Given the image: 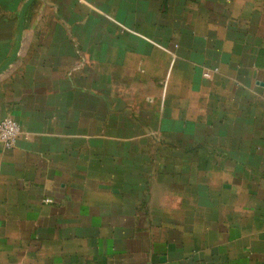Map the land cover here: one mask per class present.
Returning <instances> with one entry per match:
<instances>
[{
	"label": "crops",
	"instance_id": "1",
	"mask_svg": "<svg viewBox=\"0 0 264 264\" xmlns=\"http://www.w3.org/2000/svg\"><path fill=\"white\" fill-rule=\"evenodd\" d=\"M22 36L0 264H264V0H34Z\"/></svg>",
	"mask_w": 264,
	"mask_h": 264
},
{
	"label": "built area",
	"instance_id": "2",
	"mask_svg": "<svg viewBox=\"0 0 264 264\" xmlns=\"http://www.w3.org/2000/svg\"><path fill=\"white\" fill-rule=\"evenodd\" d=\"M22 134L21 126L11 118L0 120V143L4 149H12Z\"/></svg>",
	"mask_w": 264,
	"mask_h": 264
},
{
	"label": "water",
	"instance_id": "3",
	"mask_svg": "<svg viewBox=\"0 0 264 264\" xmlns=\"http://www.w3.org/2000/svg\"><path fill=\"white\" fill-rule=\"evenodd\" d=\"M34 0H27V2L25 3L22 12L20 14V19H19V37H18V45H17V50L13 56V58L5 65L3 66V68L0 69V75L6 71L9 67L10 64H12L14 62V60L16 59V56L18 55L20 46H21V41H22V32H23V27H24V21H25V14L27 11V8L30 6V4L33 2Z\"/></svg>",
	"mask_w": 264,
	"mask_h": 264
}]
</instances>
